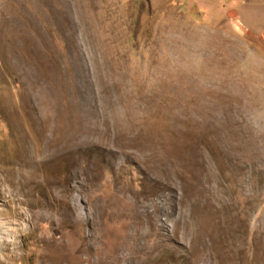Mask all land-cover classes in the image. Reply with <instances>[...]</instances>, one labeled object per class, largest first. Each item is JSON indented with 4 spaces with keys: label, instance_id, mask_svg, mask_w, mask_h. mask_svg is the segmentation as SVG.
Listing matches in <instances>:
<instances>
[{
    "label": "rangeland",
    "instance_id": "rangeland-1",
    "mask_svg": "<svg viewBox=\"0 0 264 264\" xmlns=\"http://www.w3.org/2000/svg\"><path fill=\"white\" fill-rule=\"evenodd\" d=\"M0 264H264V0H0Z\"/></svg>",
    "mask_w": 264,
    "mask_h": 264
}]
</instances>
